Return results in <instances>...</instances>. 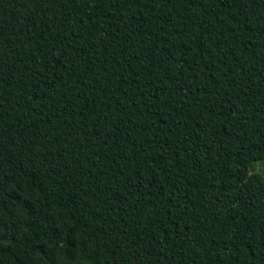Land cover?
<instances>
[{
  "label": "trees",
  "instance_id": "16d2710c",
  "mask_svg": "<svg viewBox=\"0 0 264 264\" xmlns=\"http://www.w3.org/2000/svg\"><path fill=\"white\" fill-rule=\"evenodd\" d=\"M0 264H264V0H0Z\"/></svg>",
  "mask_w": 264,
  "mask_h": 264
}]
</instances>
